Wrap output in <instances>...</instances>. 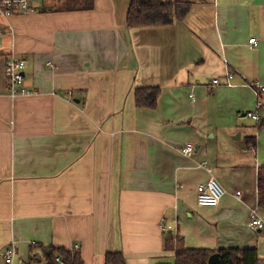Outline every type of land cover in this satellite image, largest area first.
<instances>
[{
  "label": "crops",
  "instance_id": "1",
  "mask_svg": "<svg viewBox=\"0 0 264 264\" xmlns=\"http://www.w3.org/2000/svg\"><path fill=\"white\" fill-rule=\"evenodd\" d=\"M161 1L192 6L181 22L135 28L130 0H36L0 17V264L11 246L9 264H33L42 247L73 244L84 264L108 252L173 264L168 235L252 247L264 264V228L247 225L252 211L264 221V91L249 85L264 86V0ZM9 54L26 59L31 94H8ZM143 87L159 90L155 107L136 104ZM210 178L225 194L199 206Z\"/></svg>",
  "mask_w": 264,
  "mask_h": 264
},
{
  "label": "trees",
  "instance_id": "2",
  "mask_svg": "<svg viewBox=\"0 0 264 264\" xmlns=\"http://www.w3.org/2000/svg\"><path fill=\"white\" fill-rule=\"evenodd\" d=\"M191 3L184 1L166 2L161 0H130L126 24L129 28L165 26L174 22H181L190 11ZM159 90L156 87L138 88L135 100L138 106L153 108L156 106ZM254 146V145H253ZM257 195L259 206H264V166L257 170ZM165 251L173 252V264H207L209 256L217 253L222 264H261L257 250L252 247L228 248L209 250L190 248L182 237L168 235L164 239ZM42 256L46 264H84L78 251H69L52 246L42 247ZM34 257V256H33ZM32 257V258H33ZM39 260V259H37ZM105 264H126L120 252H108L105 255Z\"/></svg>",
  "mask_w": 264,
  "mask_h": 264
},
{
  "label": "built area",
  "instance_id": "3",
  "mask_svg": "<svg viewBox=\"0 0 264 264\" xmlns=\"http://www.w3.org/2000/svg\"><path fill=\"white\" fill-rule=\"evenodd\" d=\"M35 2L36 0H0V17L6 18L11 15L16 14H25L32 12L35 8ZM250 46H253L256 44L255 38H251L248 41ZM226 71L224 77L226 78V86L231 87L232 86V78L234 76L233 71L229 69L227 66L226 61H224ZM26 66V59L24 57H18L13 54H9L8 57H6L5 60V66H4V73L6 78V89L8 94L11 97L15 96H21V95H29L32 92L24 87L23 81H24V69ZM213 84L218 83V79L212 80ZM250 86L253 88L260 89L261 91H264V86L259 85L257 83L250 82ZM246 116L258 120L259 117L255 113L247 112ZM194 150V147L192 144H186L182 152L185 155H190ZM225 191L221 187V185L213 178L208 179L206 182L199 184L197 187V195H196V203L199 206H210L214 207L217 206L221 200V198L224 196ZM236 195L238 197L241 196L240 191H236ZM248 227L250 230H261L264 228V221L260 219L255 211H252L250 213V219L248 221ZM165 227V226H164ZM79 245L73 244L72 245V251H78ZM4 261L9 264L12 262L13 258L15 257V248L13 246L9 247L4 253H2ZM56 261L62 264V261L60 258H56Z\"/></svg>",
  "mask_w": 264,
  "mask_h": 264
},
{
  "label": "rangeland",
  "instance_id": "4",
  "mask_svg": "<svg viewBox=\"0 0 264 264\" xmlns=\"http://www.w3.org/2000/svg\"><path fill=\"white\" fill-rule=\"evenodd\" d=\"M0 27H3V22H2V20H1V18H0ZM14 259V258H13ZM26 260V259H25ZM15 262L13 263V264H28V261L26 262L25 261V263L23 262H21V263H19L18 262V258H16V260H14ZM33 264H46V262H45V259L44 258H42V259H40V261L38 262H34ZM162 264H172V259L171 258H167V259H164L163 261H162Z\"/></svg>",
  "mask_w": 264,
  "mask_h": 264
},
{
  "label": "water",
  "instance_id": "5",
  "mask_svg": "<svg viewBox=\"0 0 264 264\" xmlns=\"http://www.w3.org/2000/svg\"><path fill=\"white\" fill-rule=\"evenodd\" d=\"M207 264H222L217 253H213L209 256Z\"/></svg>",
  "mask_w": 264,
  "mask_h": 264
}]
</instances>
